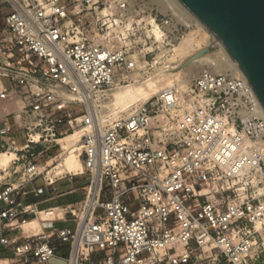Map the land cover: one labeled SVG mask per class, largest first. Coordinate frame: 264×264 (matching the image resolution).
Here are the masks:
<instances>
[{"label": "built area", "instance_id": "1", "mask_svg": "<svg viewBox=\"0 0 264 264\" xmlns=\"http://www.w3.org/2000/svg\"><path fill=\"white\" fill-rule=\"evenodd\" d=\"M138 1L0 0V79L20 104L0 119V245L13 264H253L264 255V109L245 77L210 70L183 95L165 88L103 133L90 129L79 147L90 184L73 220L59 207L45 211L55 218L42 233L23 229L40 212L21 198L57 194L67 178L48 170L50 155L92 124L87 101L130 84L156 51L154 67L172 65L184 36L169 16L152 12L161 38L148 20L131 44ZM70 221L74 231L55 226Z\"/></svg>", "mask_w": 264, "mask_h": 264}, {"label": "rangeland", "instance_id": "2", "mask_svg": "<svg viewBox=\"0 0 264 264\" xmlns=\"http://www.w3.org/2000/svg\"><path fill=\"white\" fill-rule=\"evenodd\" d=\"M146 3L141 2V0L138 1V15L135 18V25L134 28L137 29H141V31H138V33H136L135 36H132L131 38V44L133 46H135L136 44L141 42V39H144V28H146V24L149 20V17L151 15V13L153 12L154 16L155 15H159L161 18L163 16H169L170 18H172L174 20V24L177 26V28L180 31V34L183 35L184 37V41H190V45L188 47V50L183 54H175L173 55V58H170V60H172L171 62L174 63H178L180 64L181 62L187 61L190 56L196 54L197 52L203 50L204 48H207V43L205 39H207V37L213 38L212 35L203 27L201 29L197 28V27H193L190 28L188 27L186 24H183L182 22H180L176 17H174L171 14L165 15L162 12L159 11L158 7L156 5H153L152 7V11L149 10V7H146V4L150 3L149 1L145 0ZM148 29H151L150 27H148ZM205 38V39H204ZM183 41V42H184ZM181 42V41H179ZM182 43V42H181ZM180 45V44H178ZM177 45V46H178ZM157 47V46H156ZM155 47V49H156ZM179 47V46H178ZM176 47V48H178ZM150 47H148L147 49H149ZM168 49V47H166ZM143 50V49H141ZM137 54H139V61L141 63V65L144 64L145 60L143 58V54L141 53V51H136ZM161 54L160 51H156L150 58H148V62H149V67H142L139 68V71L133 73L132 75V81L130 84H125V85H121V86H116L114 88L111 89V94L115 97V101H114V106H113V111L111 113V117H110V123L112 124L113 122L117 121L118 119H121L124 114L126 112L129 111V109L139 103L142 102L143 100L147 99L153 92H156L157 90H162L165 88H168L167 83L165 82L164 79H168L170 77H168V73L166 71V69H164L163 67L160 66H153V63L155 62V59ZM133 55V54H132ZM161 75H164L163 80H161L160 83H158L155 87H153L152 89H148L144 86H142V83L138 82L139 80L141 81H145V80H151L154 77L160 78ZM168 77V78H167ZM136 78H140V79H136ZM171 82H176V78L171 77L170 79ZM6 87H8V84H5ZM175 88L178 89L179 93L181 95H183V92H186L187 90L184 89L182 86H179L178 82H176V86H174ZM115 114V115H114ZM80 130H82L81 128H77L76 131L74 133H72L71 135L76 134L77 132H79ZM89 132V130H84L82 133H80L81 136H79V138L77 140H66L67 137H65L62 141H60V145H61V151L60 153H52L50 156L52 157V159L54 161H52L51 163H49V165H52L51 168H49L48 170L51 171L53 168L58 167L72 152L75 154H79L80 156V142L83 138V136L85 134H87ZM76 144V148H72V145ZM75 149V150H73ZM81 159V158H80ZM10 161V159H6L5 164H7ZM82 162V160H81ZM44 169V167L42 168ZM62 170L61 168H57L56 170L53 171V174L55 176H67V178L61 182H59L56 187L58 189V193L56 195H58L59 198H57V203L60 204L61 207L64 208H69L67 213H66V218L68 220H73V216L71 211L75 210L77 208L80 207L81 200H85L86 199V188L89 186L90 184V175L88 174H84V175H80L77 176L75 178H71L67 173H60ZM58 174H62V175H58ZM37 185L38 186H42L43 185V181L42 179L37 181ZM30 196V195H29ZM40 214L37 217H33L28 221L31 220H37L40 228L42 229L43 227V220H51L54 219V216H45L44 213H41V210H39ZM61 215L59 216V218H63L64 217V212L60 213ZM60 222L56 223V228H60V227H64V228H68L72 231H74L76 229V222L74 221H70L69 223H67L66 225H59ZM26 234H39L42 233V230H36V231H30V232H26ZM61 251L63 254H65V256H68V251H69V245H63L61 248ZM5 264H9V262H5ZM49 264H67L64 261L61 260H57L54 259L52 260ZM253 264H264V255L257 260L253 261Z\"/></svg>", "mask_w": 264, "mask_h": 264}, {"label": "water", "instance_id": "3", "mask_svg": "<svg viewBox=\"0 0 264 264\" xmlns=\"http://www.w3.org/2000/svg\"><path fill=\"white\" fill-rule=\"evenodd\" d=\"M179 1L229 58L238 63V69L264 109V0ZM212 52L204 48L189 60Z\"/></svg>", "mask_w": 264, "mask_h": 264}, {"label": "bare ground", "instance_id": "4", "mask_svg": "<svg viewBox=\"0 0 264 264\" xmlns=\"http://www.w3.org/2000/svg\"><path fill=\"white\" fill-rule=\"evenodd\" d=\"M150 3L146 4V7H149V10L152 11L153 5H156L160 12H162L165 15L171 14L174 17H176L180 22L183 24H186L188 27H197L199 29L203 28V26L190 14V12L180 3L179 0H147ZM141 2L146 3L145 0H141ZM150 24L153 25V32L157 36L158 39L161 38V32L158 31L156 26L154 25L153 21L151 19ZM205 39V38H204ZM207 40V48H210L213 50L212 53H210L207 56H204L199 59H193L187 61L181 62L180 64H172L171 66L167 67L166 69L168 73V79H164L165 82H168V87H174L176 86V82H178L179 86H182L184 89L188 90L191 83L199 77L200 74H202L205 70H210L215 73L219 74H229L231 76H240L244 77L243 74L238 69V63H234L229 56L225 53V51L221 48V46L215 41L214 38H208ZM181 40L179 42L180 45L176 46L177 48V54H184L190 45V41H184ZM195 55V54H194ZM164 75H161L160 78L154 77L151 80H145V81H138L139 83H142V86L152 89L155 87L158 83L163 80ZM171 77L176 78V82H171ZM140 79V78H136ZM164 90V89H162ZM157 90L156 92H153L149 97L152 95L162 91ZM148 97V98H149ZM115 97L111 94V90L105 91V92H99L96 93L94 96L91 97L90 100L87 101L88 110L92 119L91 125H85L82 130L77 132L74 135H70L67 137L66 140H77L79 138L80 133H82L84 130H90L95 129L97 132L103 133L104 128L107 127V125L110 123V117L111 113L113 111ZM127 113V112H126ZM125 113V114H126ZM124 114V116H125ZM115 115V114H114ZM123 116V117H124ZM122 117V118H123ZM118 119L117 121H119ZM116 122V121H115ZM114 123V122H113ZM76 146L75 142L72 145V148ZM76 148V147H75ZM75 150V149H73ZM9 157L6 155L1 156L2 160V166H7L5 164L6 159ZM54 161V160H53ZM61 168L60 173H67V174H75V175H81L85 172V167L83 162H81L79 154L71 153L59 166ZM45 216H51L47 212H44ZM47 220V219H46ZM45 220V221H46ZM23 229L26 232L30 231H36V230H42L40 228V225L37 220H31L26 222L23 225ZM1 264V263H0Z\"/></svg>", "mask_w": 264, "mask_h": 264}, {"label": "crops", "instance_id": "5", "mask_svg": "<svg viewBox=\"0 0 264 264\" xmlns=\"http://www.w3.org/2000/svg\"><path fill=\"white\" fill-rule=\"evenodd\" d=\"M5 84H8V87L5 86ZM11 84L6 79H0V119H5L9 114L15 113L19 110L20 104L16 97L13 95L7 94V92L10 90ZM9 122L11 124L13 123L12 118H9ZM18 138H22V133H18L16 135ZM4 145L3 140L0 137V150L2 146ZM60 197V196H59ZM58 195L54 194L53 192L47 191L43 196H34V195H28L21 198V201L24 204H35L37 205L38 209L41 210V212H45L50 209H55L61 207L60 204L57 203V198H59ZM84 201L81 200L80 203ZM69 222H60L61 225H66ZM60 229H68L64 227H60ZM12 253L5 250L0 245V263L5 264V262H9V264H13L12 262Z\"/></svg>", "mask_w": 264, "mask_h": 264}]
</instances>
